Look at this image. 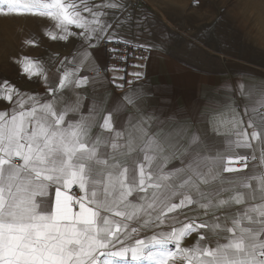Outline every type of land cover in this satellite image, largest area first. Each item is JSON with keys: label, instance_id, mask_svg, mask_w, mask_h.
Wrapping results in <instances>:
<instances>
[{"label": "snow or ice", "instance_id": "snow-or-ice-1", "mask_svg": "<svg viewBox=\"0 0 264 264\" xmlns=\"http://www.w3.org/2000/svg\"><path fill=\"white\" fill-rule=\"evenodd\" d=\"M94 7L0 0V17L46 18L51 40L79 37L92 47L111 28L101 9L122 5ZM16 62L48 83L32 58ZM79 65L96 68L86 50ZM79 71L58 69L45 99L0 85L10 105L0 110V264H264V171L247 176L230 166L248 168L235 150L253 141L264 160V82L237 85L255 105L245 106L247 126L229 98L212 105L229 118L205 114L201 130L187 112L142 111L136 90L119 101L95 98L85 116L84 98L68 103L65 95L89 83ZM121 118L127 126L117 127ZM222 126L231 135L218 145Z\"/></svg>", "mask_w": 264, "mask_h": 264}, {"label": "crops", "instance_id": "crops-1", "mask_svg": "<svg viewBox=\"0 0 264 264\" xmlns=\"http://www.w3.org/2000/svg\"><path fill=\"white\" fill-rule=\"evenodd\" d=\"M147 1H149L148 4L135 6L130 1L124 0L122 7L106 12L107 16L104 19L111 24V28L102 38L91 40L92 47L88 46V41H82L79 37H70L67 41L51 40L46 34L51 27L50 21L46 18L31 16L11 18V20L6 18L4 24L0 26V47L1 49L7 48L14 36L16 42L21 43V47L16 48V61L23 57H30L42 67L49 81L46 84L43 75H40L42 88H36L31 94L41 99L48 97L47 88L58 75L57 69H60L57 65H63L64 69L69 71L79 67L77 77L81 74L87 75L89 83L81 89H71L65 95L68 103L74 102L76 94L84 98L82 103L85 105V110L82 114L85 116L88 115L86 110L88 104L94 102L95 98L102 96L105 100L119 101L130 91L136 90L143 100L142 111L147 109L157 114L169 112L170 115L177 111L187 112L193 129L197 127L203 129L205 114H209V119H211L223 112L225 119H228L225 108L212 107L214 104L223 103L215 102L216 92L222 88L217 85L215 60L210 56L211 53L214 54L213 45L201 46L199 35L196 37L194 34V28L192 34H185L183 25L180 26V21L185 22V19L181 18L179 21L171 19V15L178 16V11L185 6L184 1L175 0L170 2L169 6L166 4L163 7L151 0ZM189 21L186 19V23ZM191 23H194L193 20ZM191 26L194 27V25ZM70 30L79 31L75 26H72ZM27 38L34 39L35 44H24L23 41ZM103 40L143 45L147 49L149 52L147 60L136 64L129 70L132 76L136 72L142 73L140 78L133 76L128 84L117 89L118 85L115 86L114 82H119V80L115 81L106 71V53L101 46ZM85 50L90 53L91 60L95 63V70L79 65V58ZM224 75L225 72L220 79L225 83L227 77ZM32 81L36 82L34 77ZM9 107L8 103L0 102V110ZM129 115H135V113L130 110ZM120 124L127 126V120L121 118L117 127ZM228 135H231V130L222 126L221 135L215 137L213 142L218 145L226 143L225 137ZM258 148L255 142V156L258 155ZM235 151L237 155L244 156L245 152L250 150L238 148ZM248 158L252 159V157ZM247 165L250 164L247 163ZM230 166L242 168L241 164L234 163ZM194 241L195 238L191 236L185 240V244L191 245Z\"/></svg>", "mask_w": 264, "mask_h": 264}, {"label": "rangeland", "instance_id": "rangeland-1", "mask_svg": "<svg viewBox=\"0 0 264 264\" xmlns=\"http://www.w3.org/2000/svg\"><path fill=\"white\" fill-rule=\"evenodd\" d=\"M127 1L135 6L149 2L147 0L145 2ZM172 1L175 0H151V2L162 7L166 4L169 6ZM183 1L185 3V6L182 7L183 11L180 9L178 16L171 15V19H178V21L181 18L185 19V22L180 21V26L183 25L185 34H192L194 28V34L196 37L199 35L201 46L213 45L214 54L211 53L210 56L214 57L213 60H215L217 85L222 88V90H217L216 98L219 97V99H215V102H224L229 98L235 100L237 112L247 126L249 114L245 113V106L251 108L255 105L245 97H241L236 90L237 85L241 82L245 83L246 87L252 81L257 84L264 82V0ZM74 2L79 4L80 0H74ZM84 3L95 11L97 10L94 7L96 5L123 4L124 0H84ZM114 9L116 8L101 10L112 12ZM84 15L88 14L84 13ZM8 19L11 20V18ZM186 19L190 20L189 23H186ZM191 20L194 23H191ZM177 28L181 29L180 27ZM197 31L198 33H196ZM17 47H21V43L16 42L14 36L7 48L1 49L0 47V85L7 81L21 93L31 95L36 88H42L41 76H30L22 71L19 63L17 65ZM57 67L64 69L63 65L60 66V64ZM224 72V76L227 77L225 83L220 79ZM33 77L36 82L32 81ZM219 81L221 82L219 83ZM39 84L41 85L37 87ZM114 84L115 86L116 84L118 86L125 85L121 82H114ZM234 91H236L235 95H233ZM257 111L264 112V108H258ZM252 115L254 121H258V117L255 114ZM257 152L256 159L252 158L248 168L245 169L242 166L241 169L245 171L241 172V175H258L264 171V160L260 158V148L257 149ZM253 155H255V141H253V148L244 154L245 157H252ZM192 236L196 239L195 234Z\"/></svg>", "mask_w": 264, "mask_h": 264}, {"label": "built area", "instance_id": "built-area-1", "mask_svg": "<svg viewBox=\"0 0 264 264\" xmlns=\"http://www.w3.org/2000/svg\"><path fill=\"white\" fill-rule=\"evenodd\" d=\"M138 2H145V0ZM101 46L106 53V71L113 76V79L119 80L121 84L125 85L133 79L129 70L136 64L146 61L149 56L146 48L129 43L103 40ZM251 162L252 159L248 158L247 163L250 164Z\"/></svg>", "mask_w": 264, "mask_h": 264}, {"label": "bare ground", "instance_id": "bare-ground-1", "mask_svg": "<svg viewBox=\"0 0 264 264\" xmlns=\"http://www.w3.org/2000/svg\"><path fill=\"white\" fill-rule=\"evenodd\" d=\"M6 21V18H4V17H0V26L2 25V24H4V22ZM185 77V76H184ZM190 92V91H189ZM185 96V95H184Z\"/></svg>", "mask_w": 264, "mask_h": 264}, {"label": "trees", "instance_id": "trees-1", "mask_svg": "<svg viewBox=\"0 0 264 264\" xmlns=\"http://www.w3.org/2000/svg\"><path fill=\"white\" fill-rule=\"evenodd\" d=\"M115 78V77H114ZM117 87V89H120V86H116Z\"/></svg>", "mask_w": 264, "mask_h": 264}]
</instances>
